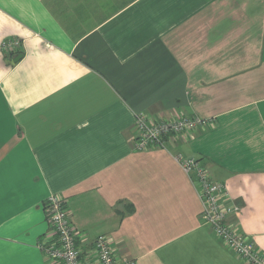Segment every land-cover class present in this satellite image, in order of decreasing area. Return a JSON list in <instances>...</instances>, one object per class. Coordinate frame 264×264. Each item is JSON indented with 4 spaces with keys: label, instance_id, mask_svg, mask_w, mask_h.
Instances as JSON below:
<instances>
[{
    "label": "crops",
    "instance_id": "crops-1",
    "mask_svg": "<svg viewBox=\"0 0 264 264\" xmlns=\"http://www.w3.org/2000/svg\"><path fill=\"white\" fill-rule=\"evenodd\" d=\"M139 112L208 121L137 150ZM175 153L226 185L264 264V0H0V264H61L37 246L52 193L85 264L101 234L119 262L242 264Z\"/></svg>",
    "mask_w": 264,
    "mask_h": 264
},
{
    "label": "built area",
    "instance_id": "built-area-1",
    "mask_svg": "<svg viewBox=\"0 0 264 264\" xmlns=\"http://www.w3.org/2000/svg\"><path fill=\"white\" fill-rule=\"evenodd\" d=\"M7 54H17L23 51L20 39H5L1 44ZM207 119L198 115L170 116L163 119H149L144 113L134 115L133 145L137 150L152 147L166 149L169 139L181 136H192L198 133L206 124ZM174 161L195 185L198 193L203 224H207L214 237L242 264H262L263 256L256 249L252 240L239 232L228 220L231 214L239 212V205L230 197L223 182L212 178L207 167L196 158H187L175 153ZM46 211L49 230L39 239L37 246L43 251L50 263L85 264L82 260L83 248L78 245V232L69 218V212L60 195L50 194L43 203ZM87 252L96 258L97 264H133L132 261H117L107 235L101 234L90 242Z\"/></svg>",
    "mask_w": 264,
    "mask_h": 264
},
{
    "label": "water",
    "instance_id": "water-1",
    "mask_svg": "<svg viewBox=\"0 0 264 264\" xmlns=\"http://www.w3.org/2000/svg\"><path fill=\"white\" fill-rule=\"evenodd\" d=\"M21 55H22L21 53H18L16 56H14L13 61L18 60L21 57Z\"/></svg>",
    "mask_w": 264,
    "mask_h": 264
}]
</instances>
